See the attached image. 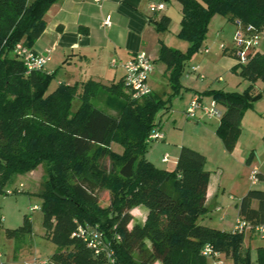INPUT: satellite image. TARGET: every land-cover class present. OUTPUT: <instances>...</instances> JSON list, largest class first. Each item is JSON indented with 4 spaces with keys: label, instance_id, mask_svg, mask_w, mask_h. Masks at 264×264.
<instances>
[{
    "label": "trees",
    "instance_id": "1",
    "mask_svg": "<svg viewBox=\"0 0 264 264\" xmlns=\"http://www.w3.org/2000/svg\"><path fill=\"white\" fill-rule=\"evenodd\" d=\"M56 1L0 0V196L18 174L46 166L38 195L44 236L55 245L48 264H103L102 256L73 235L78 222L97 226L112 241L114 264H209L211 257L202 254L206 244L224 253L228 264H264V245L252 259L243 232L201 223L208 212L209 182L203 153L180 146L172 170L147 159V137L159 125L157 114L168 108L169 98L151 92L131 99L123 80L110 85L93 80L60 83L49 90L54 73L27 72L14 55L15 45L22 41L32 47L46 27L45 13ZM177 1L178 36L187 41V50L160 41L157 58L166 65L172 95L181 90L185 63L200 48L214 14L264 29V0ZM152 23L162 31L170 17L162 15ZM232 70L248 81L242 91L201 92L223 109L216 133L228 152L236 146L244 113L261 96L255 86L258 81L264 84V52L254 50L245 64L236 63ZM100 92L112 99L117 115L94 105ZM114 142L121 153L112 149ZM103 157L110 159L109 167L100 164ZM104 191L108 202L102 205L99 193ZM137 206L148 210L142 223H134L130 212ZM238 216L252 228L264 225V190H248L238 204ZM30 233L27 214L19 227L6 229L9 237Z\"/></svg>",
    "mask_w": 264,
    "mask_h": 264
},
{
    "label": "rangeland",
    "instance_id": "2",
    "mask_svg": "<svg viewBox=\"0 0 264 264\" xmlns=\"http://www.w3.org/2000/svg\"><path fill=\"white\" fill-rule=\"evenodd\" d=\"M164 4L166 13L170 17L169 26L162 31H156L155 28L154 30L163 43H169L176 48L186 44V47L184 46L183 48L186 51L188 47L187 41L178 36L181 17L179 4L176 0H164ZM223 20V16L217 13L211 17L204 41L200 48L190 57V61L188 60V68L184 67L183 71H186V76L192 75L193 78H196L200 83V88L210 84L212 89L242 91L248 81L239 76L236 71H233L231 66V63L236 61L233 58L234 56H232V51L235 48V29L229 23H226V25L225 20ZM257 49L264 52L263 33L257 44ZM160 62L159 60L153 62L155 68L153 73L158 78L155 81L157 83L156 91L165 99L169 98L168 104L170 108L161 110L157 114L158 122H161L162 125L165 124L161 132L166 135V138L163 141H160L161 139L150 141L146 157L158 167L172 170L174 169L173 159H175L174 156L180 145L197 149L199 152L205 151L208 156L206 167L216 171L222 169V186L224 187V190H222L224 192H221L214 202L219 204V206L214 207V203L210 205L211 208L202 217V223L218 229L232 230L238 220V204L242 196L250 189L264 190V177L257 176L258 180L255 184H252L249 179L254 168L257 172L264 175V84L260 82L255 86L261 92V96L254 101L253 107L249 108L243 117L241 132L236 146L234 151L229 153L224 149L221 141H219V147L211 142L204 131L206 124L203 120L196 121L186 117L184 100L188 93L183 98L177 95L179 92L172 95L173 91L170 84H168V79L161 74L160 67L162 65ZM199 64L201 68L196 70ZM189 71L191 73H188ZM196 71L200 72L199 75ZM182 75H184V72H182ZM152 78L153 76L150 77L149 75V80H152ZM57 79V77H53L49 84V90H52V86L55 85ZM203 91L199 90V93H195L193 97L195 95L201 96L202 103L207 107H211L214 101L210 95L201 93ZM111 102L112 99H109L106 92H100L93 99L94 105L104 110H113V115H117V111ZM77 104L78 99L75 100L73 108ZM216 106L220 108L218 104ZM203 145L209 146L210 149L206 150ZM111 147L118 153L122 152V147L118 143H112ZM166 153L168 154V161L161 162L160 158ZM247 160L249 161L247 162ZM99 162L106 167L110 166L108 157L101 158ZM218 166H220V169H218ZM46 171V166L40 164L30 172L18 174L14 178L13 183L6 186V189L12 190V193L0 196L2 217V225L0 226V261L2 263L10 262L14 255L17 253L19 255L22 250H24L25 256L31 254L40 261H47V258L55 249V245L44 236L41 211L42 198L38 195L44 182V177L47 174ZM99 197L102 205L108 202V193L106 191L100 192ZM25 214L29 216L31 221V233L21 235L19 238L9 237L6 234V229L19 227ZM135 216L140 220L143 218L140 214H135ZM243 233L244 246L248 248L250 257L254 259L257 247L264 245V237L249 228H246ZM249 234L252 237H249ZM218 260L222 264L229 263L224 253H220L219 258L215 260L209 258L208 263L217 264Z\"/></svg>",
    "mask_w": 264,
    "mask_h": 264
},
{
    "label": "crops",
    "instance_id": "3",
    "mask_svg": "<svg viewBox=\"0 0 264 264\" xmlns=\"http://www.w3.org/2000/svg\"><path fill=\"white\" fill-rule=\"evenodd\" d=\"M159 2L164 3V0H57L53 3L44 15L46 27L31 47L36 52H42L45 48L52 49L51 59L44 68L45 72L54 73V76L58 78L55 85L52 86V89L57 87L60 83L72 85L74 83L81 84L87 80H93L104 85L116 83L122 80L123 77L124 71L122 62L139 51L146 52L152 58L153 62L157 60L160 49L159 41L161 39L154 30L152 20H159L162 15L168 16V14L166 13L165 4L163 9L155 12L150 11L149 5ZM179 7L181 10L180 4ZM107 15L110 16V24L104 25L103 20ZM223 19L225 20V24L229 23L233 26V29L236 28L234 21H230L224 16ZM262 33L264 34V31ZM165 44L172 47L169 43ZM184 46L186 47V44H182L181 47L178 48H173L184 52ZM256 50L259 51L257 47ZM232 56H234V49L232 51ZM112 58L118 60L117 64L113 65L111 63ZM189 61L185 63L184 67L186 69L189 66ZM236 63V61H233L231 66L233 67ZM160 64L162 65V67H160L161 74L165 75L164 78L168 79L166 65L162 62H160ZM200 68L201 65L199 64L196 70ZM154 70L155 68L151 72L152 75L150 74V77L153 76V78L148 82L152 92L161 96L156 91L157 83L155 81H157L158 78L154 76ZM183 72L184 75H182L180 79L182 89L177 95L183 98L184 95L188 93V96L184 100V110H186L195 93H199V90L212 89V87L208 84L200 88V83L196 78H193L192 75L186 76V71ZM188 73H191V71ZM196 73L199 75L200 72L196 71ZM260 82L261 81H258L256 85ZM247 85L248 84H246V86ZM123 89L124 92L127 93L124 86ZM161 98L166 100L163 96H161ZM166 106H168V110L170 108L169 104L167 103ZM219 109L221 111L223 110L221 106ZM105 111L113 114V110ZM194 120H203L206 124L204 126V131L209 136L212 143L216 144L218 147L220 145L219 141L223 144L221 138L216 133L220 118L207 116L203 111H200L199 117ZM163 126H165V124L162 125V123L159 122L158 128L161 131ZM165 138L166 135L163 133V138L160 141L165 140ZM203 146L206 150L210 149L209 146ZM200 152L206 157L205 168L209 171V182L206 193V206L209 211L211 208L210 205L217 200L221 192H224V187L222 186L223 175L220 166H218V169H220L219 171L208 169V167H206L208 156L205 151ZM178 153L179 149H177L176 155L174 156L175 159H173L174 167ZM161 158L160 161L163 162ZM151 162L153 163V161ZM153 164L156 165L155 163ZM214 204V207L219 206L217 203ZM256 204L257 202L253 201L252 206L256 207ZM147 211V208L144 206L132 208L130 212L133 216V222L142 223ZM135 214H140L143 218L140 220L136 218ZM200 221L202 223V218H200ZM249 237H252V235L249 234ZM24 253V250H22L19 255L18 253L15 254L10 262H3V264H28L36 259L34 255L29 254L25 256L26 254L24 255ZM0 263H2V261H0Z\"/></svg>",
    "mask_w": 264,
    "mask_h": 264
},
{
    "label": "built area",
    "instance_id": "4",
    "mask_svg": "<svg viewBox=\"0 0 264 264\" xmlns=\"http://www.w3.org/2000/svg\"><path fill=\"white\" fill-rule=\"evenodd\" d=\"M99 1V0H95ZM164 8V3H151L149 9L151 12L161 10ZM234 33V58L238 64H245L249 60V54L256 50L257 44L261 37L262 31L258 30L253 24L243 23L240 20H235ZM104 25L110 24V16L107 15L103 20ZM51 48H45L42 52H36L32 48L26 46L22 41L18 42L14 48V55L19 58L25 65L27 72L44 70L46 64L51 59ZM207 51V50H205ZM118 60L112 58L111 63L117 64ZM123 67V85L127 90L131 99H140L143 96L152 92L149 84V75L154 69L152 58L144 51L136 52L130 58L122 62ZM198 111H203L207 116L220 117L222 111L212 102L211 107H207L202 103L201 96L195 95L188 107L185 110L187 118L197 119ZM163 138V133L158 128L154 127L148 137L147 142L160 140ZM162 161H168V154H164ZM258 172L255 168L251 171L249 179L252 184L257 182ZM7 194H11L12 190L7 189ZM246 228L253 229L258 235L264 237V225H256L251 227L246 221L238 218L236 226L233 230L244 232ZM73 235L82 238L87 245L93 250L96 256L103 257V264H114V248L112 241L104 235V233L95 225L88 223H77ZM117 235V239H119ZM202 254L215 259L219 258V253L215 252L210 244H206L202 249ZM1 257V253H0ZM219 261V260H218ZM3 264V263H0ZM28 264H48L47 261L34 259ZM217 264H222L221 261Z\"/></svg>",
    "mask_w": 264,
    "mask_h": 264
}]
</instances>
